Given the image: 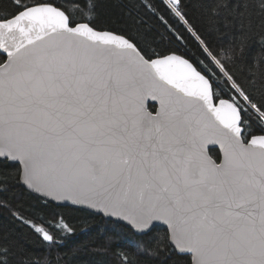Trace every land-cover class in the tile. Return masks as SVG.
I'll return each instance as SVG.
<instances>
[{
  "label": "snow or ice",
  "instance_id": "obj_1",
  "mask_svg": "<svg viewBox=\"0 0 264 264\" xmlns=\"http://www.w3.org/2000/svg\"><path fill=\"white\" fill-rule=\"evenodd\" d=\"M160 5L167 17L141 0L176 39L186 31L203 45L199 68L156 52L149 34L98 28L92 5L77 20L46 0H12L14 11L0 15V158L45 201L126 222L139 240L113 251L117 264L173 254L190 264H264V135L252 134L254 124L264 130V90L252 87L264 81V56L241 81L231 54L213 51L193 27L185 0ZM221 6L215 0L210 19ZM221 84L229 99L214 92ZM149 99L159 101L155 114ZM210 142L222 162L207 155ZM12 215L50 246L60 242ZM49 227L58 237L74 232ZM13 247L21 245L0 238V264H11ZM20 264L39 261L25 254Z\"/></svg>",
  "mask_w": 264,
  "mask_h": 264
},
{
  "label": "trees",
  "instance_id": "obj_2",
  "mask_svg": "<svg viewBox=\"0 0 264 264\" xmlns=\"http://www.w3.org/2000/svg\"><path fill=\"white\" fill-rule=\"evenodd\" d=\"M60 6L70 17L77 20L87 19L92 5L93 20L96 26L104 30L121 32L126 35L149 34L152 48L161 55L176 53L189 59L199 68L198 61L204 59L206 53L203 45L192 36L183 32L184 39H176L166 26L151 11L141 6V0H46ZM187 12L193 27L211 46L213 51L231 54L235 64L234 70L243 81L249 67L254 61L264 56V8L261 0H222V6L216 9L212 17V5L215 0H185ZM33 3V0H28ZM159 13L168 16L160 5V0H153ZM166 4L167 1L164 0ZM12 0H0V15L13 12ZM170 23L173 21L170 19ZM183 30L181 25H177ZM247 35L242 41L241 36ZM4 57L0 56V61ZM207 62V61H206ZM258 92L264 90V81L259 78L252 85ZM221 98L229 99L231 92L221 84L220 89L214 87ZM152 111L156 107L150 106ZM252 134L264 135L258 125H253ZM211 156L219 161L217 149L210 151ZM19 211L28 219L40 222L49 230L54 238L59 239L57 245L49 242L33 232L13 217L12 212ZM59 221L70 225L74 232L57 236V228L49 227ZM158 234H163L164 227H159ZM7 238L10 243L18 241L21 247H13L11 264H20V257L28 254L39 264H117L113 251L122 249L131 251L139 237L131 229L113 221H107L76 207L56 206L49 201L27 191L19 182L16 164L0 159V238ZM190 264V257L171 255L167 258H140V264Z\"/></svg>",
  "mask_w": 264,
  "mask_h": 264
},
{
  "label": "water",
  "instance_id": "obj_3",
  "mask_svg": "<svg viewBox=\"0 0 264 264\" xmlns=\"http://www.w3.org/2000/svg\"><path fill=\"white\" fill-rule=\"evenodd\" d=\"M190 62H191V61H190ZM194 65H195V64H194ZM195 66H196V65H195ZM147 105L149 106V107H148V110L151 111V112H153V114H155V111H158V109H159V101H154V100L149 99V100L147 101ZM151 105L156 107L155 111H152V110L150 109V106H151ZM260 135H263V134H260ZM212 149H217V150L219 151V153H220V157H221L219 161L215 160V159L211 156L210 151H211ZM206 152H207V155H208L209 157H211L213 160H215L217 163H220V162L223 161V149L220 147V145H219L218 143H211V142L208 143V144L206 145ZM0 159L3 160V158H0ZM10 163H12V162H10ZM13 164H15V163H13ZM22 186H23L27 191H29V192H31V193H33V194H35V195H37V196L43 198V197H42V194L37 193V192H35L34 190H30V189H28V188H27L26 186H24L23 184H22ZM43 199H44V198H43ZM47 201H49L50 203H52V204H54V205H56V206H61V207H76V208H79V209H83V210L88 211V212H90V213H93V214H95V215L101 216L102 218H104V219L107 220V221H113V222H114V218H109V217L103 215V214H102L101 212H99L98 210H96V209H92V208L88 207L87 205H76V204H73L71 201H55V200H52L51 198H47ZM116 223L121 224V225H124L125 227L131 229V227L128 226L126 222L119 221V222H116ZM159 227H164V228H165L166 226H164V225H160ZM131 230H132V229H131ZM132 231H133V230H132ZM134 233H135V232H134Z\"/></svg>",
  "mask_w": 264,
  "mask_h": 264
},
{
  "label": "bare ground",
  "instance_id": "obj_4",
  "mask_svg": "<svg viewBox=\"0 0 264 264\" xmlns=\"http://www.w3.org/2000/svg\"><path fill=\"white\" fill-rule=\"evenodd\" d=\"M167 1V0H166Z\"/></svg>",
  "mask_w": 264,
  "mask_h": 264
}]
</instances>
